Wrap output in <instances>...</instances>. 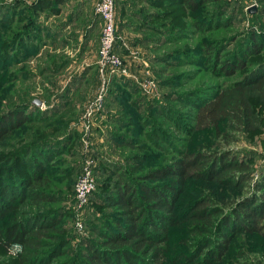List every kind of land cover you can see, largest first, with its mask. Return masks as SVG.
<instances>
[{
    "label": "trees",
    "instance_id": "obj_1",
    "mask_svg": "<svg viewBox=\"0 0 264 264\" xmlns=\"http://www.w3.org/2000/svg\"><path fill=\"white\" fill-rule=\"evenodd\" d=\"M142 1L154 8L164 5L170 9L162 14L161 24L170 26L169 30H155L148 23L145 26L170 40L185 36L188 29L210 32L230 23V18L225 19L224 6L205 15L197 14L221 0ZM119 3L120 0L117 6ZM64 4L65 0H38L31 8L58 17ZM255 9L250 10L252 16L264 14V5ZM124 15L125 3L121 8V16ZM154 16L149 19L154 21ZM188 19L191 21L187 22ZM117 45L118 41L116 51ZM232 45H235L233 50H228ZM199 52L206 59L186 56L187 60L194 59L193 62L206 66L219 78H240L219 90L209 89L200 94L171 92L163 101L146 100L134 84H126L133 86L129 91L119 86L109 90V105L117 103L118 107L110 116L113 130L108 131L106 142L112 147L137 152L127 157L125 164L101 160L98 167L95 165L94 174L99 172L100 178L83 214L87 207H103L111 213L96 214L93 224L87 223L91 237L82 239L78 258L56 264H165L179 230L184 234L177 241L186 253L177 254V263L181 262L180 255L187 264H216L230 252L237 235L264 236V171L253 177L251 163L255 154L179 150L160 120L167 118L171 122L172 103H178L196 109L192 119L194 130L199 133L218 136L223 130L247 134L259 131L264 114V37L250 32L229 41L208 42ZM168 59L164 56L157 61L166 63ZM69 92L70 89L61 95L62 107L38 109V116L30 115L28 106L22 105L0 113V251L6 253L15 245L21 246L24 254L14 259V264H53L57 258L66 256L64 249L69 236L62 225L69 214L77 215L75 187L71 212L60 206L48 209L47 205L62 203L66 192L60 183L68 181L70 191L82 166L81 134L77 130L72 132L69 121L64 120L67 112L63 110L71 106ZM183 126L177 127L182 128L181 132H189ZM141 135L162 150L163 144L168 143L176 149L179 158L145 170L149 155L145 150L140 153L139 148L145 146H141ZM13 138H18V145L9 151L6 145ZM97 151L93 143L90 155L94 159ZM67 153L79 157V163L67 162L61 173L55 174L52 168L63 163ZM193 181L222 188L248 184V187L252 185V191L225 209L207 193L185 200L188 185ZM34 207L40 210L34 212ZM47 240L57 243L51 245ZM26 254L32 257L27 263Z\"/></svg>",
    "mask_w": 264,
    "mask_h": 264
},
{
    "label": "rangeland",
    "instance_id": "obj_2",
    "mask_svg": "<svg viewBox=\"0 0 264 264\" xmlns=\"http://www.w3.org/2000/svg\"><path fill=\"white\" fill-rule=\"evenodd\" d=\"M37 1L0 0V12L4 14L0 15V82L3 83L0 84V113L22 105L28 106L30 115L35 113L38 116V109L43 111L53 106L62 107L61 95L70 89L71 106L69 108L65 106L63 111L69 114L66 113L64 120L69 121L72 132L77 130L82 137L83 131L80 126L82 116L87 107L101 96L102 107L97 111L93 128L99 125V122L100 125L98 133L96 132L94 137L92 134V144L95 143L98 150V155L95 159L93 158L96 167L99 166L101 160L125 164V159L137 152L130 148L112 147L106 142L108 131L113 130L110 116L116 113L118 107L117 103L109 105L107 100L109 90L119 86L129 91V88L136 86L140 90V96L144 95L148 101L152 99L163 101V97L171 92L194 95L196 92L200 94L209 89L219 90L222 86L240 77L219 78L206 66L196 64L193 62L194 59L187 60L186 56L206 59L199 51L208 42L229 41L250 32H256L264 37V14L260 12L257 16H252L250 13L253 8L261 9L264 5L261 0H221L217 4L206 6L197 14L205 15L213 9L224 6L225 19L230 18V23L210 32L188 29L185 36H181L180 39L172 37L171 40L163 33H155L145 27L148 23L153 25L155 30H167V28L169 30L170 26H161L164 22L162 14L170 11L168 7L163 5L154 8L143 3L142 0H120L117 14V53L123 59L128 72L126 75L118 72L104 76L97 66L99 44L94 47L93 53H88L87 48L84 50L81 46L83 43L81 44L80 38L94 23L93 18L92 21H86L90 16V10L86 12V9L90 7L88 0H65V4L61 7L62 13L58 17L34 11L31 6ZM89 1L92 3V0ZM98 2L95 0L92 4L93 16H97ZM123 3H125V15L121 16ZM158 14L160 15L157 16ZM151 15L152 17L155 15L154 21L149 19ZM190 21L191 19H188L187 22ZM171 26L173 30L174 25ZM102 28L99 21H96V31L98 34L101 32L100 41ZM230 43L228 42V45ZM234 47L235 45H232L228 50H233ZM164 56L170 58L168 63L157 61ZM126 84L134 85L129 87ZM142 85L147 86L150 92H146ZM38 101L42 105L39 106ZM172 109L176 114L173 112L171 122L167 118L160 120L162 128L170 132L171 141L179 150L212 149L213 152L228 150L239 156L253 153L255 154V159L251 163L254 171L253 177H259L264 171V114L261 117V129L257 132L247 134L223 130L215 136L194 130L195 122L192 114L196 112L195 108L172 103ZM183 125H186L189 132H181ZM177 126L182 128L179 129ZM150 130L147 132L150 133ZM149 140L143 135L140 136L141 146L145 145L139 148L140 153L146 151L149 155L145 170L172 163L179 158L176 149L168 143L163 144L164 149L162 150V147L152 144ZM17 145L18 138H13L7 142L6 148L10 151ZM80 146H82V170L86 156L83 145L80 144ZM63 158V163L59 162L55 167L52 166L55 174L61 173L67 162L69 165L79 163V157H72L71 153H67ZM99 178L100 173H95L96 183ZM60 185L66 192L65 199L61 204H50L47 208L56 209L60 206L70 210L73 208L76 185L74 186L73 183L71 187L73 192L70 188L72 193L67 186L68 181ZM248 186L245 184L239 188H222L211 183L193 181L188 185V194L183 198L185 200L195 199L207 193L214 196L219 206L229 209L239 200L249 196L252 185ZM33 210L36 212L40 209L34 207ZM45 210L46 207L43 211ZM105 213L109 214L111 210L103 207L97 209L87 207L86 212L80 218L74 212L72 215L69 214L62 225L69 236L66 243L67 248L64 249L66 256L57 258L53 264L78 258L83 246L82 239L91 237L87 223L91 221L93 224L96 214L104 216ZM78 222L81 223L82 228L78 229ZM183 234L184 232L180 230L176 233L178 238H181ZM178 238L173 241V248L165 264H187L180 255L178 258L181 262H176L177 254L186 253L177 241ZM46 242L51 245L57 243L48 240ZM13 249H15V254L11 251L6 253L0 251V264H14L13 260L24 254L21 246ZM31 258L26 254V263ZM216 264H264V236L246 233L237 235L231 243L230 252Z\"/></svg>",
    "mask_w": 264,
    "mask_h": 264
},
{
    "label": "built area",
    "instance_id": "obj_3",
    "mask_svg": "<svg viewBox=\"0 0 264 264\" xmlns=\"http://www.w3.org/2000/svg\"><path fill=\"white\" fill-rule=\"evenodd\" d=\"M117 2L118 0H100L96 7V13L101 18L103 26L97 66L104 76L118 72L126 75L128 72L123 59L116 51L118 41ZM142 87H144L143 89L146 92H150L147 86L142 85ZM101 103L102 98L100 96L96 102L87 107L81 119V129L83 131L82 142L85 146L84 153L86 157L75 186V210L79 218L83 214L91 194L96 189L94 174L95 160L90 155V134L97 111L102 107ZM82 227L81 223L78 222V229ZM14 247L20 246L16 245ZM13 248L10 251L15 254V249Z\"/></svg>",
    "mask_w": 264,
    "mask_h": 264
},
{
    "label": "crops",
    "instance_id": "obj_4",
    "mask_svg": "<svg viewBox=\"0 0 264 264\" xmlns=\"http://www.w3.org/2000/svg\"><path fill=\"white\" fill-rule=\"evenodd\" d=\"M95 0H92V3L88 0V5L90 6L89 8L86 9V12L88 13L89 10H90V16H89V19L86 20L87 22L88 21H92L91 19L93 18V21L94 23L91 24V26L89 27L88 31H86V33L84 34L83 37L80 38L81 40V44L83 43L82 48L85 50V48H87V51L88 53H93L94 52V47L97 46L99 44V48H100V44H101V41H100V33L98 34V32L96 31V21H99V24L100 26L102 25V21H101V18L98 19V15L97 16H93L92 15V4ZM99 0H97L98 2ZM95 4V3H94ZM118 11H119V7L117 6V14H118ZM117 22H118V18H117ZM103 27V26H102ZM99 51V49H98ZM99 125H100V122H99ZM99 125H96L95 128H92V132L94 131V133L91 132L90 134V148L92 146V134H93V137L95 136L96 132L98 131V128H99ZM81 126V124H80ZM98 133V132H97ZM83 140L81 139V142ZM82 145H83V148L85 147L83 142H82ZM85 149V148H84Z\"/></svg>",
    "mask_w": 264,
    "mask_h": 264
},
{
    "label": "water",
    "instance_id": "obj_5",
    "mask_svg": "<svg viewBox=\"0 0 264 264\" xmlns=\"http://www.w3.org/2000/svg\"><path fill=\"white\" fill-rule=\"evenodd\" d=\"M253 10H256V9H255V8H253ZM38 105H39V106H40V105H42L40 101H38Z\"/></svg>",
    "mask_w": 264,
    "mask_h": 264
}]
</instances>
